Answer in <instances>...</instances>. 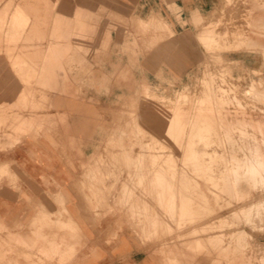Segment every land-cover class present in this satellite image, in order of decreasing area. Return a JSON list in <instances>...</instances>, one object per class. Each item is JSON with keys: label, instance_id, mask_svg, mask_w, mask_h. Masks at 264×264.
I'll use <instances>...</instances> for the list:
<instances>
[{"label": "rangeland", "instance_id": "rangeland-1", "mask_svg": "<svg viewBox=\"0 0 264 264\" xmlns=\"http://www.w3.org/2000/svg\"><path fill=\"white\" fill-rule=\"evenodd\" d=\"M206 2L0 0V154L82 122L95 233L0 222V264H264V0Z\"/></svg>", "mask_w": 264, "mask_h": 264}, {"label": "crops", "instance_id": "crops-1", "mask_svg": "<svg viewBox=\"0 0 264 264\" xmlns=\"http://www.w3.org/2000/svg\"><path fill=\"white\" fill-rule=\"evenodd\" d=\"M172 1L189 16L199 0ZM201 1L199 11L205 15L207 2ZM73 127L69 134L64 126L55 132L44 130L0 154V222L13 227L47 216L53 224L72 222L79 235H95L86 227L89 214L79 184L82 155L76 156L81 151L67 150L73 140L81 139L82 122L74 121Z\"/></svg>", "mask_w": 264, "mask_h": 264}, {"label": "bare ground", "instance_id": "bare-ground-1", "mask_svg": "<svg viewBox=\"0 0 264 264\" xmlns=\"http://www.w3.org/2000/svg\"><path fill=\"white\" fill-rule=\"evenodd\" d=\"M22 38H23V37H22ZM146 39H147V38H146ZM146 39H145V40H146ZM23 40H24V39H23ZM20 41H21V39H20ZM147 41H148V40H147ZM151 41H152V40H151ZM153 42H154V39H153ZM153 42H152V43H153ZM22 43H23V42H22ZM149 43H150V39H149ZM153 44H155V43H153ZM23 48H24V47H23ZM257 48H258V47H257ZM258 49H259V48H258ZM25 50H26V49H25ZM25 55H26V54H25ZM26 57H27V56H26ZM260 80H261V79H260ZM256 85H257V84H255V86H256ZM256 87H257L258 89H261V90H262V87H264V85H263L262 83H260V84L257 85ZM255 89H256V88H255ZM263 90H264V89H263ZM263 90H262V91H263ZM262 91H261V93H262ZM255 93H256V92H255ZM257 93H259L258 90H257ZM257 93H256V94H257ZM258 95H259V94H258ZM258 95H257V96H258ZM218 100H219V99H218ZM253 103H254V102H253ZM257 106H258V105H257ZM215 107H216V106H215ZM261 110L264 111V105L261 107ZM222 114H223V113H222ZM252 114H253V113H252ZM259 116H260V115H259ZM263 116H264V115H263ZM210 117H212V116H210ZM218 117H219V116H218ZM220 117L223 118V116H220ZM255 117H256V116H255ZM213 118H215V117H213ZM213 118H212V119H213ZM241 118H242V117H241ZM256 118H257V117H256ZM254 119H255V118H254ZM254 119H252V120H254ZM209 120H210V119H209ZM258 120H259V119H258ZM209 122H210V121H209ZM212 122H213V121H212ZM212 122H210V123H212ZM228 122H229V121H228ZM233 122H234V120H233ZM259 122H262V123H263V121H259ZM259 122H258V123H259ZM243 123H244V122H243ZM254 123H257V122H254ZM209 125H210V124H209ZM212 125H214V124H212ZM212 125H210V128H211ZM260 125H261V124H260ZM260 125H259V127H261ZM215 126H216V125H215ZM215 126H214V127H215ZM255 126H256V125H255ZM208 129H209V128H208ZM258 129H259V128H258ZM261 130H262V128H261ZM233 131H234V130H233ZM263 132H264V131H263ZM211 133H212V132H211ZM238 135H239V134H238ZM253 136H254V135H253ZM223 137H224V136H223ZM241 139H242V138H241ZM243 140H244V139H243ZM261 140H263V139H261ZM257 142H258V141H257ZM257 142H256V143H257ZM259 142H260V141H259ZM245 144H246V143H245ZM260 144H262V143L260 142ZM260 144H259V143L257 144V146H256V151L259 150L258 152L261 154L262 152L264 153V151L261 150V151H262V152H261L260 149L257 150L258 145H259V147L262 146V145L260 146ZM246 145H247V144H246ZM255 145H256V144H255ZM243 147H244V145H243ZM259 147H258V148H259ZM182 152H183V151H182ZM182 152H181V153H182ZM185 152L187 153V151H185ZM258 152L255 153V154H256V157H255L256 161L253 160V161L256 162V166L254 167V170H255L254 173H255V174H257L258 171H264V164H263V163H264V157H263L264 154H263V156H262V154L260 155ZM245 153H246V152H245ZM255 154H254V155H255ZM258 154H259L260 156H258ZM244 162H245V161H244ZM248 162H249V161H248ZM248 162H247V163H248ZM253 164H255V163H253ZM171 165H173V164H171ZM171 165H169V168H170ZM244 165H245V164H244ZM164 167H165V166H164ZM171 168H173V167H171ZM238 168H239V167H238ZM247 168H249V167H247ZM247 168H246V169H247ZM173 169H174V168H173ZM249 169H250V168H249ZM170 170H171V169H170ZM243 174H244V172H243ZM176 175H177V174H176ZM185 175L187 176V174H185ZM247 175H248V174H247ZM253 176H254V175H253ZM253 176H252V177H253ZM183 177H184V175H183ZM187 177H188V176H187ZM187 177H186V178H187ZM227 177H228V176H227ZM249 177H250V176H249ZM245 178H246V177H245ZM253 178H254V177H253ZM253 178H251V179L253 180ZM257 178H258V175H257ZM260 178H261V177H260ZM187 179H188V178H187ZM190 179H191V178H190ZM212 179H213V177H212ZM212 179H211V180H212ZM181 180H182V179H181ZM191 180L194 182L195 178H194V180H193V179H191ZM183 181H184V180H183ZM187 181H188V180H187ZM255 181H256V180H255ZM178 182H179V181H178ZM185 182H186V181H185ZM188 182H189V181H188ZM180 183H181V182H180ZM190 183H191V181H190ZM254 183H255V182H254ZM256 183H257V182H256ZM188 184H189V183H188ZM191 184H192V183H191ZM250 184H251V183H250ZM190 187H191V186H190ZM181 188H183V185H181ZM181 188H180V189H181ZM186 188H188V187H186ZM186 188H185V189H186ZM198 188H199V185H198ZM188 190H189V189H188ZM192 191H193V190H192ZM186 192H187V191H186ZM189 192H190V190H189ZM189 192H188V193H189ZM169 196H170V195H169ZM175 196H176V195H175ZM190 197H192V196L190 195ZM190 197H189V199H190ZM180 199H181V198H180ZM187 199H188V198H187ZM189 199H188V200H189ZM181 201H182V199H181ZM184 201H185V199H184ZM190 201H191V200H190ZM186 202H187V201H186ZM191 202H192V201H191ZM180 203H181V202H180ZM198 203H199V202H198ZM202 203H203V202H202ZM258 204H259V203H258ZM171 205H172V203H171ZM187 205H190V204H187ZM199 205H201V204H199ZM255 205H256V204H255ZM201 206H202V205H201ZM188 207H189V206H188ZM169 209H170V208H169ZM263 215H264V214H262V216H263ZM187 216H189V215H187ZM187 216H186V217H187ZM262 216H261V217H262ZM167 217H169V216H167ZM263 217H264V216H263ZM169 219H170V218H169ZM190 219H191V218H190ZM263 219H264V218H263ZM173 225H174V224H173ZM173 225H172V226H173ZM197 229H198V228H197ZM174 230H175V229H174ZM193 230H194V229H193ZM195 230H196V229H195ZM177 235H178V234H177ZM178 236H181V235H178Z\"/></svg>", "mask_w": 264, "mask_h": 264}]
</instances>
